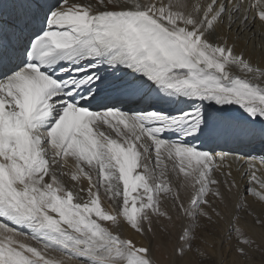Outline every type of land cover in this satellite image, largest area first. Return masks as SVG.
<instances>
[{"label": "snow or ice", "instance_id": "6c2138e0", "mask_svg": "<svg viewBox=\"0 0 264 264\" xmlns=\"http://www.w3.org/2000/svg\"><path fill=\"white\" fill-rule=\"evenodd\" d=\"M257 29L264 0H0V264H158L173 230L171 264H251Z\"/></svg>", "mask_w": 264, "mask_h": 264}, {"label": "bare ground", "instance_id": "6f19581e", "mask_svg": "<svg viewBox=\"0 0 264 264\" xmlns=\"http://www.w3.org/2000/svg\"><path fill=\"white\" fill-rule=\"evenodd\" d=\"M252 2H254V0H252ZM256 31H257V36L255 38L254 43L258 46L264 41H262L260 30L257 29ZM253 59H254L255 63L264 64V53H261L259 51V48H258L257 49V55H255L253 57ZM236 114L240 115L241 113H239V110H237ZM245 151H251V149L245 148ZM261 154H264V153H262L259 149H257V151L252 152V155L257 156V157ZM236 167H237V165L233 164V168L235 169ZM243 186L244 185H242V187ZM104 203L106 205L112 204L111 201H108L106 199L104 200ZM252 208H254L256 210L255 211L256 215H261V211H260L261 204L258 201H255L252 203ZM250 210H251L250 208H246L244 211L240 212L241 227L245 228L248 236L256 241V243L254 244L255 247L257 245H262L261 247H262V251L264 254V227L257 225L254 221V218L252 216L248 215V211H250ZM124 231H126V230H124ZM162 232H164V231H158L157 236L154 239V245L157 249V251H156L157 262H158V264H171L169 254L171 252V248L173 247L172 245H175V243H176V236L178 233L176 232V230H174L173 235L170 237V236H168L167 233L162 234ZM226 239H227V237H225V240ZM217 243L219 246V241H217ZM224 248H225L224 249L225 251L229 248L227 243H225ZM210 250L209 251L212 253V259L219 260V259L223 258L224 255H223L222 251L213 253V250L212 249H210ZM52 255H54L58 260H63L64 264H77L76 261H70L67 259V257L63 256L60 253H52ZM225 258H227V257H225Z\"/></svg>", "mask_w": 264, "mask_h": 264}, {"label": "rangeland", "instance_id": "374dc122", "mask_svg": "<svg viewBox=\"0 0 264 264\" xmlns=\"http://www.w3.org/2000/svg\"><path fill=\"white\" fill-rule=\"evenodd\" d=\"M173 232H174V230H173ZM166 232H162V234H165ZM169 236V235H168ZM171 237V236H170ZM174 241V240H173ZM172 246H174V245H172ZM225 246V245H224ZM262 245H258V247L256 246H254L253 245V252H252V254H251V256L249 257V260H250V262H251V264H264V254H263V251H262V247H261ZM225 248H223V250H222V253H223V258H225V257H227V259H229V260H231V257L230 256H228V252H229V248L225 251L224 250ZM210 249H208L207 251L209 252V253H211L210 251H209ZM218 252V251H217ZM216 253V252H215ZM216 260V259H215ZM205 264H211V260H206L205 261Z\"/></svg>", "mask_w": 264, "mask_h": 264}]
</instances>
